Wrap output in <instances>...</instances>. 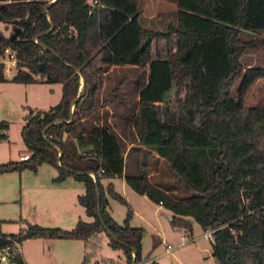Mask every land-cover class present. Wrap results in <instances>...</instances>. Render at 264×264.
<instances>
[{
    "label": "trees",
    "instance_id": "obj_1",
    "mask_svg": "<svg viewBox=\"0 0 264 264\" xmlns=\"http://www.w3.org/2000/svg\"><path fill=\"white\" fill-rule=\"evenodd\" d=\"M175 4L176 20L159 31L143 26L140 0H0V21L20 29L14 40L13 32L0 33V53L10 47L18 58L17 73L0 82L62 84L58 104L30 109L25 117L21 137L29 158L0 163V173L50 164L58 172L55 183L70 176L84 183L78 202L93 219H79L70 230L24 221L13 236L87 244L105 233L128 264H140L144 230L130 224L133 210L113 183H102L124 178L136 193L171 211L173 226L191 217L205 232L211 230L218 264H264V109L247 107L243 99L252 83L264 78V68L243 70L239 61L245 49L264 47V38H241L264 30V0ZM159 39H175L176 50L153 58ZM40 64H45L41 72ZM117 66L135 67L136 79L124 78L102 96L103 75ZM238 79L235 99L231 88ZM127 84L132 92L122 89ZM135 98L136 138L168 163L176 178L172 184H155L143 171L125 174V150L110 127H85L94 109ZM9 126L0 121V131H6L0 142ZM179 188L187 194L178 195ZM110 199L127 206L123 224L110 213Z\"/></svg>",
    "mask_w": 264,
    "mask_h": 264
},
{
    "label": "rangeland",
    "instance_id": "obj_2",
    "mask_svg": "<svg viewBox=\"0 0 264 264\" xmlns=\"http://www.w3.org/2000/svg\"><path fill=\"white\" fill-rule=\"evenodd\" d=\"M140 2L142 5L140 20L147 29L166 31L168 24L176 20L175 0H140ZM12 32L11 24L0 21V33L9 36ZM241 38L245 42L264 38V30L244 33ZM175 50V39L170 43L165 39L155 40L152 57L155 58L159 54L165 56L168 51ZM239 61L243 70L252 67L264 68V47L245 49ZM17 71L16 65L12 75L14 76ZM103 76L105 79L101 90L102 96L124 78H128L133 83L137 69L117 66ZM37 78L41 80V77ZM241 81V79L236 80L231 88V95L235 99H239ZM50 88H55V94L50 93ZM60 88L59 84L52 86L44 82L34 85L11 81L0 82V121L6 120L10 124L8 137L0 142V163L20 160V156L24 155L25 145L21 137V128L25 123V117L30 109L48 110L58 104ZM122 89L132 92L133 86L127 84ZM168 96H174V89ZM243 99L247 107L264 109V78L255 80ZM136 103V98L129 102L112 101L109 104L113 114L108 110L110 115L103 114V117L107 119L111 116L110 129L121 141L125 153H128L127 166L132 173H139V171L133 172L132 169L135 156L138 164L145 165L143 172L147 173L151 182L172 184L176 178L165 160L148 149L129 147L137 140L132 128ZM96 116L100 117L101 114L98 113ZM91 121L92 117H89L86 122L87 127L91 126ZM56 173L57 169L47 163L40 165L37 171L25 169L22 172L0 173V220L3 221L2 230L5 233H18L24 226L25 220L43 227H58L65 230L76 226L75 220H71V217L91 220L78 202L71 204V217L61 210V204L56 198L57 193L51 189L54 186L53 175ZM79 184L83 186L82 183ZM115 189L122 194V181L117 179ZM127 190L134 196L131 197L130 203L134 213L130 224L134 227H142L144 230L142 255L145 264H152L154 259L160 264H218L212 255V242L197 221L187 217L188 219L180 222L181 225L173 226L170 222L173 214L165 207L159 208V204L150 199H143L128 186ZM177 194L183 196L187 193L183 188H179ZM112 208L114 219L123 224L127 206L113 199ZM158 234L167 238L170 247L165 242H159ZM108 243L109 238L105 233L93 237L87 246L82 240L31 238L23 241V256L27 264H83L84 261V264H128L123 251L111 248Z\"/></svg>",
    "mask_w": 264,
    "mask_h": 264
},
{
    "label": "crops",
    "instance_id": "obj_3",
    "mask_svg": "<svg viewBox=\"0 0 264 264\" xmlns=\"http://www.w3.org/2000/svg\"><path fill=\"white\" fill-rule=\"evenodd\" d=\"M35 84H38V83H35ZM27 85H34V84H27ZM47 85H52V86H54V85H57V84H48L47 83ZM59 85H61V88H60V93H61V95H60V99H61V96H62V84H59ZM51 92V94H55V88H50L49 89ZM138 99V98H137ZM37 110H45V109H38L37 108ZM108 110H110V112H111V114H113V110L111 109V105L109 104V105H107V106H105V107H101V108H96V109H94L93 111H91V113H89V115L84 119V123H85V127L86 128H88L86 125V122H88V119H89V117L91 118L92 117V121L90 122L91 123V126H95V125H107V126H109L110 127V123H111V120H110V118H111V116H110V118H104L103 117V114H107V115H110L109 114V112H108ZM93 113H94V116H92L93 115ZM98 113H100L101 114V116L99 117V116H96ZM133 128V127H132ZM124 138V137H123ZM137 139V138H136ZM25 145V144H24ZM137 147L138 149H143V150H147L148 148L147 147H145V146H143V145H141V144H139V141L138 140H136V141H134V142H132L131 143V145H129V147ZM148 150H150V149H148ZM25 151H26V147L24 146V149H23V152L25 153ZM151 151V150H150ZM126 154V153H125ZM24 155H26V154H24ZM127 155H128V153L125 155V157H126V164H125V174H131V175H136L137 173H132L131 172V170H129L128 169V166H127ZM21 156H23V155H21ZM20 156V157H21ZM162 160H164L162 157H160ZM20 159V158H19ZM133 161H134V166H133V172L134 171H139V173L138 174H140V172H142L143 170H145V165H143V164H138L137 163V161L138 160H136L135 159V156L133 157ZM128 170V171H127ZM58 173V172H57ZM57 173L55 174V175H53L54 177L53 178H55L56 176H57ZM117 179L118 180H120V181H122V189H123V191H122V196L129 202V204L131 203V197L133 198L134 196H132L131 194H130V192H128V190H127V184H126V182H125V180H124V178H115V179H112V180H108V179H106L107 181H102V183L104 184V186H106L108 183H110V182H112L113 183V185H114V188H116V181H117ZM53 185L54 186H52V188L51 189H53V190H55V192L57 193V196H56V198H57V200L60 202V204H61V210L62 211H64V213H65V215H66V213L68 214V217H71L72 216V213H71V204L72 203H76V202H78V197L80 196V195H82V194H84L85 193V185H84V183L83 182H80V181H78V180H76L74 177H72V176H70V177H68L66 180H64L63 182H60V183H55L54 181H53ZM79 183H82L83 184V186H81ZM129 187V186H128ZM116 190V189H115ZM117 191V190H116ZM134 191V190H133ZM118 192V191H117ZM119 193V192H118ZM141 197L143 198V199H149L147 196H145V195H141ZM112 200L113 199H110V208H109V210H110V213L112 214ZM79 203V202H78ZM159 206V208H161V207H163L162 205H158ZM168 210V209H167ZM84 211H85V209H84ZM169 211V210H168ZM169 212H171V211H169ZM172 213V212H171ZM86 214V213H85ZM173 214V213H172ZM173 216V215H172ZM75 218V219H74ZM91 220L90 221H92L93 219L91 218V217H89ZM167 218H168V216H167ZM185 219H188V218H185ZM71 220H75V222L77 223L78 222V220L79 219H77L75 216L72 218L71 217ZM25 221H28V220H25ZM86 221V220H85ZM89 221V222H90ZM28 222H30V221H28ZM170 222H171V218H170ZM30 223H32V222H30ZM1 231L3 232V233H5L3 230H2V227H1ZM6 234H8V233H6ZM17 234V233H16ZM157 237H158V240H159V242H165V244H167V246L168 247H170L169 245H168V241H167V238H163L160 234H158L157 235ZM75 241H81V240H75ZM85 244H86V242H85ZM86 246H87V244H86ZM168 252V251H167ZM153 261H157V260H153ZM152 261V262H153ZM157 262H159V261H157ZM146 262L144 261V259L142 260V262H141V264H145Z\"/></svg>",
    "mask_w": 264,
    "mask_h": 264
},
{
    "label": "built area",
    "instance_id": "obj_4",
    "mask_svg": "<svg viewBox=\"0 0 264 264\" xmlns=\"http://www.w3.org/2000/svg\"><path fill=\"white\" fill-rule=\"evenodd\" d=\"M18 63L17 53L10 47H6L0 53V78L12 79L13 69ZM5 130L0 133H5ZM29 154L20 157V160H27ZM206 236L214 242L210 231ZM0 264H27L23 256V240L12 234H6L0 231Z\"/></svg>",
    "mask_w": 264,
    "mask_h": 264
},
{
    "label": "water",
    "instance_id": "obj_5",
    "mask_svg": "<svg viewBox=\"0 0 264 264\" xmlns=\"http://www.w3.org/2000/svg\"><path fill=\"white\" fill-rule=\"evenodd\" d=\"M54 1H56V0H53V2ZM49 19H51V17H50V15H49ZM52 23V26H53V22H51ZM19 32H20V29L18 28V27H16L15 29H14V31H13V33H12V35H11V39L12 40H14L17 36H18V34H19ZM45 69V64H40L39 65V71L41 72V71H43ZM78 72L80 73V71L78 70ZM82 76V75H81ZM82 79H83V89H85V80H84V77L82 76ZM73 108V107H72ZM62 154V151H60V155ZM93 176H94V174H92ZM97 188H98V186H97ZM99 200H100V197H99ZM137 254V251L136 250H134V255H136ZM134 264H135V262H134Z\"/></svg>",
    "mask_w": 264,
    "mask_h": 264
}]
</instances>
